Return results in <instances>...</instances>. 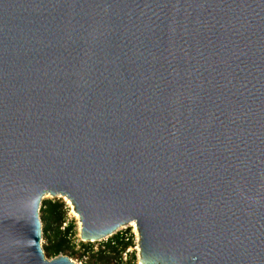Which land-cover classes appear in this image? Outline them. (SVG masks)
I'll return each instance as SVG.
<instances>
[{
	"label": "water",
	"instance_id": "water-1",
	"mask_svg": "<svg viewBox=\"0 0 264 264\" xmlns=\"http://www.w3.org/2000/svg\"><path fill=\"white\" fill-rule=\"evenodd\" d=\"M46 194L142 264H264V0H0V264H77Z\"/></svg>",
	"mask_w": 264,
	"mask_h": 264
},
{
	"label": "rangeland",
	"instance_id": "rangeland-1",
	"mask_svg": "<svg viewBox=\"0 0 264 264\" xmlns=\"http://www.w3.org/2000/svg\"><path fill=\"white\" fill-rule=\"evenodd\" d=\"M46 202H53V203H60L63 205L62 211L65 217V220L63 221L60 230L63 231L68 225L73 224L74 229L73 232L68 236V240L71 243L72 249L70 251L66 252V255L63 254V256L69 257L71 260H73L77 264H121V260L124 263H130V264H140L139 263V242L138 237L133 233L132 227L130 226V229L128 232L131 234L129 236L131 237V245L122 253H120L118 256L114 255L113 253H105V260L102 261L98 260L95 256L100 251H105V244L111 240L110 238L90 243V242H83L80 238L79 234V226L80 222L78 217L74 215L73 209L70 205L67 204V202L62 198H50L46 197L42 201L41 210H40V217L42 222V229H43V236H42V246L43 249L47 248L49 246V239L53 238L54 232L57 229V224L53 223L52 221L48 220V213L45 207ZM50 229L48 233H45V228L47 225H50ZM129 228V227H127ZM128 233V234H129ZM136 233V232H135ZM118 250H121L119 247ZM53 259V258H52Z\"/></svg>",
	"mask_w": 264,
	"mask_h": 264
},
{
	"label": "trees",
	"instance_id": "trees-1",
	"mask_svg": "<svg viewBox=\"0 0 264 264\" xmlns=\"http://www.w3.org/2000/svg\"><path fill=\"white\" fill-rule=\"evenodd\" d=\"M47 213H48V220L52 221L53 223L57 224V229L54 232L53 238L49 239V246L44 249L45 254L48 259L56 258L60 255L65 254L67 251L72 249L71 243L68 240V236L73 232L74 226L73 224L68 225L63 231L60 230L63 221L65 220L62 208L63 205L60 203H53V202H46L45 204ZM50 225H47L45 228V233H48L50 229ZM113 242L115 244H113ZM131 244L127 243L124 244L121 242L119 237H115L112 240H109L107 244H105V251H100L95 256L99 261L105 260V253H113L114 255L118 256L120 253L125 251ZM119 247L121 250H118ZM73 250V249H72ZM96 264V263H95ZM121 264H130L124 263L121 260Z\"/></svg>",
	"mask_w": 264,
	"mask_h": 264
},
{
	"label": "bare ground",
	"instance_id": "bare-ground-1",
	"mask_svg": "<svg viewBox=\"0 0 264 264\" xmlns=\"http://www.w3.org/2000/svg\"><path fill=\"white\" fill-rule=\"evenodd\" d=\"M46 197H50V198H62L64 199L68 205L71 206V208L73 209V213L74 215H76V217H78L79 219V222H80V226H79V234H80V238L83 242H90V243H95V242H100V241H103V240H106L112 236H114V234H116L117 232H119L120 230L122 229H126L127 227L130 228V226L132 227V229H134V233L135 235L138 237V242H139V248H138V252H139V263H141V249H140V244H141V235H140V231H139V228L137 226V223H130V224H127V225H124V226H121L119 228H117L115 231L112 232V234H108L107 236L103 237V238H100L98 240H92V239H87L89 236H86L83 234V228H84V225H83V222H82V219L80 217V215L77 213L76 211V208H75V205L74 203L72 202V200H70L69 198L67 197H61V196H52L51 194H46V196H44L43 200L46 198Z\"/></svg>",
	"mask_w": 264,
	"mask_h": 264
},
{
	"label": "built area",
	"instance_id": "built-area-1",
	"mask_svg": "<svg viewBox=\"0 0 264 264\" xmlns=\"http://www.w3.org/2000/svg\"><path fill=\"white\" fill-rule=\"evenodd\" d=\"M130 228H126V229H122V230H120L119 232H117L116 234H114V236H112L110 239L112 240L113 238H115V237H119L120 238V240H125V241H129V240H131V237L132 236H129V235H131L129 232H128V230H129ZM129 233V234H128ZM133 233H134V230H133ZM135 234V233H134ZM113 244H114V242H113Z\"/></svg>",
	"mask_w": 264,
	"mask_h": 264
},
{
	"label": "flooded vegetation",
	"instance_id": "flooded-vegetation-1",
	"mask_svg": "<svg viewBox=\"0 0 264 264\" xmlns=\"http://www.w3.org/2000/svg\"><path fill=\"white\" fill-rule=\"evenodd\" d=\"M121 242L124 243V244H127V243H130L131 244V241L130 240L129 241L121 240Z\"/></svg>",
	"mask_w": 264,
	"mask_h": 264
}]
</instances>
